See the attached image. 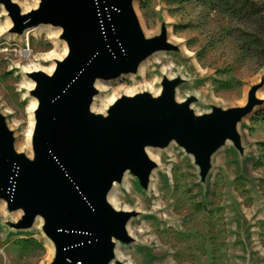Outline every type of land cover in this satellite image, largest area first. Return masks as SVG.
<instances>
[{
  "label": "rangeland",
  "instance_id": "1",
  "mask_svg": "<svg viewBox=\"0 0 264 264\" xmlns=\"http://www.w3.org/2000/svg\"><path fill=\"white\" fill-rule=\"evenodd\" d=\"M13 1L31 9L37 0ZM252 1L261 12L239 0L133 2L143 34L156 38L165 28L175 49L145 61L143 75L141 69L102 82L108 97L140 92L151 84L162 88L163 80L175 77L182 81L176 100L194 99L190 109L197 115L211 113L213 107H244L253 87H258L255 95L262 104L238 124L242 148L226 141L212 156L204 180L193 155L174 143L154 149L159 164L152 172V188H143L137 177L126 174L130 181L119 183L115 199L119 208L137 212L135 240L119 242L127 264H264V0ZM2 10L0 114L12 133V147L29 158L23 147L31 123L30 101L18 65L63 53L49 29L32 32L30 42L24 35L2 33L7 18ZM102 103H107L105 98ZM23 215L22 209L10 210L0 199V264H52L55 245L43 224L36 220L20 229Z\"/></svg>",
  "mask_w": 264,
  "mask_h": 264
},
{
  "label": "water",
  "instance_id": "2",
  "mask_svg": "<svg viewBox=\"0 0 264 264\" xmlns=\"http://www.w3.org/2000/svg\"><path fill=\"white\" fill-rule=\"evenodd\" d=\"M23 13L13 0H0L13 24L8 32L24 35L40 27L60 29L68 55L47 76L33 73L39 101L32 141L34 160L17 154L6 118L0 114V199L10 210L24 211L18 228L43 218L55 245L52 264H110L137 212L117 211L108 202L114 183L131 173L143 188L157 164L146 150L178 144L193 155L204 180L212 156L231 141L242 148L238 124L262 101L258 87L244 107L197 115L194 99L178 102V79L163 80L155 98L147 92L121 97L107 116L90 111L96 82H112L136 74L142 63L172 51L164 28L147 38L134 12L135 0H39Z\"/></svg>",
  "mask_w": 264,
  "mask_h": 264
},
{
  "label": "bare ground",
  "instance_id": "3",
  "mask_svg": "<svg viewBox=\"0 0 264 264\" xmlns=\"http://www.w3.org/2000/svg\"><path fill=\"white\" fill-rule=\"evenodd\" d=\"M39 2H40L39 0L35 1V5H34V7H31V9L38 8ZM0 7L3 8L2 14L3 15L4 14L7 15L6 16L7 18L4 21L6 23V26L2 30V33L7 34V32L9 30H11L13 24L11 23V20H10V18L8 16V13L5 10V8L3 7V5H0ZM21 8H22V12L23 13H29L31 11V9H29V8H27L25 6H22ZM48 29L50 31H52L51 32L52 38L54 39V41H56L58 49L61 50V52L63 54L50 53V54H48V56L36 58L35 61H33V63H31L28 66L18 65V68H20V70H22V73L25 75L26 83L23 85L24 96L26 98H28L29 101H30L29 114H30V117H31V123H30V127H29V129L27 131L28 132L27 142L25 143L23 148H25L26 150L29 151V158L31 160H34V152H33V148H32V141H33V138H34V135H35V128H36V124H37V120H36V117H35V112H36V110L39 107V101L37 100V98L35 96L34 97L32 96V92H34V90L36 89L37 85H36L34 80L29 78V75H32L33 73H37V72H42V73L46 74L47 76L52 75L55 72V70H56L57 63L63 61L64 58L69 54L68 53L69 49H68L67 42L60 38L61 34H62V31L60 29H53L51 27H48V28L40 27L38 29H34V30L30 31V32L25 33L24 34V39H25L26 42H30V38L29 37H30V34H32V32H35L36 30H48ZM60 43L62 44V46L60 45ZM181 50L184 53L187 52L184 48H182ZM26 52H30V50H28V51L26 50ZM42 61H45V62L49 63V65L48 66H43L42 65ZM141 69H142V71H141ZM140 71H141V74L143 75L144 71H145L144 63H142V65L140 66L138 72L140 73ZM170 76L171 75H169V77ZM95 89H97V93H96V95L93 98L94 100H93V102H92V104L90 106V111L93 114H95V115L98 114V115H103V116H107V110L110 107H112V105L114 103H116L121 97H133V96H135L137 94H143L144 92H147L150 95H152L153 97L157 98V97H159V95L162 92V88L161 87L157 88L156 86L151 84V85L147 86V88H144L145 90H142L140 92H134L132 90H128V91L124 92L123 95H121V96L112 95V97H108V95L106 94L107 88L103 85L102 81H97L96 82ZM102 98L106 99V101H107L106 104L102 103ZM146 153H147V156H148V158L150 160L154 161L156 164H159L158 163L159 160L156 157L154 149L148 148L146 150ZM153 175L154 174L151 175V180H150V183H149L150 188H152L151 186L153 184V181H152L153 178H154ZM124 177L125 178L123 180V184L125 186L130 181V177L126 176V175ZM118 188H119V183H114V185H113V187H112V189H111V191L109 192V195H108L109 204L111 205L112 208L116 209L117 211H125V212L131 213V211H134V209L132 207L131 208H129L128 206L125 207V208H119L118 207L117 201L115 199V196L117 194L116 190ZM147 205H148V203L146 202V206ZM138 210H139V208H138ZM37 220L40 222V224L44 223V220L41 217H38ZM133 225L134 224H133V219H132L131 222H129V225L127 227V234H128V237L130 239H133V241H134L135 240L134 239L135 238V234H134V231H133V228H134ZM120 249H121V246H120L119 243H117L116 246H115V250H114L116 258L110 264H127L124 261V257L122 255Z\"/></svg>",
  "mask_w": 264,
  "mask_h": 264
},
{
  "label": "trees",
  "instance_id": "4",
  "mask_svg": "<svg viewBox=\"0 0 264 264\" xmlns=\"http://www.w3.org/2000/svg\"><path fill=\"white\" fill-rule=\"evenodd\" d=\"M239 1H242L244 2L246 5H248L249 7H251L254 11L256 12H261V9L262 8H259L258 4L252 0H239ZM264 116V112L262 114Z\"/></svg>",
  "mask_w": 264,
  "mask_h": 264
}]
</instances>
